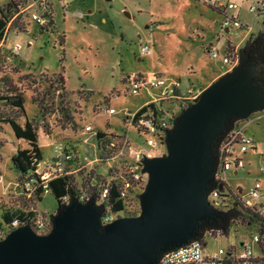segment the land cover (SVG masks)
<instances>
[{
	"label": "rangeland",
	"instance_id": "1",
	"mask_svg": "<svg viewBox=\"0 0 264 264\" xmlns=\"http://www.w3.org/2000/svg\"><path fill=\"white\" fill-rule=\"evenodd\" d=\"M43 1L49 5L52 25L39 27L20 15V30L12 27L5 33V45H18V63H7L4 70L7 85L22 98L23 112L2 103L0 117L11 116L19 124L26 118L33 123L41 152L35 174L51 173L54 158L60 170L74 173L71 175L75 185L87 174L96 181H105L104 174L110 166V162L95 165L93 138L83 132V126L89 125L111 139L116 137L121 151L113 160V168L128 174L131 169L137 180L126 191L124 206L117 218L135 216L137 196L143 189L145 176L139 173L140 166L132 155L142 145L143 137L135 135L129 119L142 102L152 98V93H147L143 84L131 93L132 82L176 78L177 98L158 101L164 111L176 115L192 102L191 97L197 91L223 73L220 72L227 66H221V56L237 59L236 52L243 39L248 33L260 30L259 18L247 11L254 0H229L236 8L226 13L233 15L237 11L233 15L237 25L231 23L226 30L219 26L223 15L210 8L205 0ZM143 45L148 47V52H140ZM209 51H216L217 56H211ZM57 75L62 79L59 83ZM1 80L0 94H6L8 86ZM60 93H63L69 121L58 111ZM108 108L114 112L108 113ZM244 120V134L257 146L264 145V108L249 113ZM123 139H126L124 145ZM15 147H26V144L16 140L8 125L0 122V215L31 212L35 219L47 223L57 204L49 193L41 197L30 193L24 185L25 177L19 179L11 170L8 156ZM63 147L69 151L71 160L74 158V164L54 153ZM242 161V170L224 171L223 183L230 190L238 189L239 195L251 202L245 195L258 182L259 194L264 200V162L249 150L242 155ZM260 168L263 173L259 172ZM2 227L0 220V230ZM252 233L250 227L234 225L228 228L225 237L215 233L211 238L203 234L202 252L211 254L217 248L233 246L237 255L238 243L248 241Z\"/></svg>",
	"mask_w": 264,
	"mask_h": 264
},
{
	"label": "water",
	"instance_id": "2",
	"mask_svg": "<svg viewBox=\"0 0 264 264\" xmlns=\"http://www.w3.org/2000/svg\"><path fill=\"white\" fill-rule=\"evenodd\" d=\"M245 60L238 49L236 63L179 112L163 134V154L139 158L145 180L137 215L102 225L99 206L69 200L51 215L45 234L22 225L1 238L0 264H157L194 241L199 224L219 216L206 200L215 169L211 141L228 118L264 108V62Z\"/></svg>",
	"mask_w": 264,
	"mask_h": 264
},
{
	"label": "trees",
	"instance_id": "3",
	"mask_svg": "<svg viewBox=\"0 0 264 264\" xmlns=\"http://www.w3.org/2000/svg\"><path fill=\"white\" fill-rule=\"evenodd\" d=\"M25 2V0H0V38L4 36V32H6L7 29L14 27L17 30H20L21 21L19 20V16H13V14L19 7L23 6ZM259 2L260 4H258L256 8V17H258L260 21V30L255 34L248 33L241 44V48L246 54V59H248V61L253 60V65H258L260 62H264V0H260ZM48 23H51L50 17L48 19ZM1 51L0 79H2L1 81L5 83L6 87L8 86V79L4 68L7 63L17 64L18 59L17 55H11L10 59L5 60V51ZM227 54H229V52H227ZM236 55V60H238V52H236ZM230 60L232 61L233 58L231 57ZM56 81L58 83L62 81L59 75L56 76ZM8 87L6 88V94H0V104H6L11 108L23 112L22 98L20 94L14 93V89L12 87ZM62 98L63 93H60L58 97V111L64 119L69 121L70 117ZM158 101L160 100L147 101L134 110L131 116V125L135 124V121L140 117L147 116L151 121L161 118L164 115V110L161 108L160 104H158ZM182 109L183 108H181L177 114L172 117V125L174 118ZM245 118H228L225 122L223 130L211 141L210 148L213 153L215 163H217L219 148L227 137L228 132L233 126L237 125ZM0 122L8 125L12 136L16 140H22L26 144V147H15L13 152L8 156V161L11 170L19 179H23L25 177L26 181L24 185H27L30 193L38 195L42 192L49 193L57 204L56 209H58L61 205H64L61 201L62 198H64L67 203L69 200L77 202V199L81 197L82 200L91 201L93 204L96 202V206H99L101 209L105 208L108 213L115 216V218H117V215L122 212L125 193L137 183V180H133L130 174L126 173L125 170H119L118 172L114 170L116 168H113V160L110 158L114 148L108 146V142L111 139L110 137H107L108 135H105L98 130H94V133L92 134V140L96 149L95 165L102 166L105 163L110 162V166L106 169L104 174L106 180L104 181L101 179L96 181L94 176L93 178H89V175L87 174L85 178L79 182V184L75 185L73 176L71 175L74 173L63 172L64 170H60L58 172L53 166L51 169L52 172L49 173V177L45 181L40 180L39 174L34 173L36 165L41 161V152L37 145L36 128L30 120L24 118L22 123L19 124L13 119V117L5 116L0 117ZM134 133L138 136L136 132ZM161 142L164 146L163 139H161ZM54 153L62 155L63 160L67 163H75L74 158L71 160L72 157L69 151H66L64 147L61 148L58 153L55 151ZM65 156H67V158H65ZM54 162L55 160L53 158L52 163ZM26 177L30 178L27 179ZM213 188L214 185H212L208 190ZM102 190H105V193L103 194V197H100ZM238 192V189L233 191L222 184L221 191H219L218 194L221 201L220 210L216 211L219 216L218 218L200 223L199 228L196 231L195 240L202 242L203 234H206L211 238H214L215 233L218 234V237H225L228 228L234 225L250 227L253 233L259 236H264V218L257 215L253 209L251 210L242 207L237 196ZM120 193L123 195L121 196ZM37 199H39V197ZM50 217L51 216H49L47 220V230L50 227ZM12 219L24 222L27 221V219L33 220L35 218L31 212H3L0 215V220L3 225ZM255 252V255H261V252ZM260 261V264H264V257H260Z\"/></svg>",
	"mask_w": 264,
	"mask_h": 264
},
{
	"label": "built area",
	"instance_id": "4",
	"mask_svg": "<svg viewBox=\"0 0 264 264\" xmlns=\"http://www.w3.org/2000/svg\"><path fill=\"white\" fill-rule=\"evenodd\" d=\"M260 0H254V4H250L247 7L248 12L255 13L257 5L260 4ZM206 4L212 8L220 12L223 15V19L221 20L219 26L220 28H228L229 25L236 24L237 20L231 14H227V10H232L236 8L235 3L229 0H205ZM47 3L43 0H29V2H25V4L19 7L13 14V16L23 15L27 17L31 22L36 25H41L45 21H47ZM39 11L41 13L39 14ZM4 32V36H5ZM4 36L0 38V52L1 50L5 51L4 58L8 60L11 58V55H17L18 45H5L4 44ZM140 52L145 53L148 52V47L143 45L140 47ZM211 56H217L216 51H209ZM221 66H227L220 73H224L230 67H232L236 63V57L231 61L228 55L221 56ZM139 84H143L147 93H152V98L149 101L162 100L166 97L177 98V95L174 91L179 87L178 81L176 79H165V78H156L149 82H144L142 80H134L131 84L130 92L135 93ZM199 92L197 91L195 95L191 98L194 99ZM108 113L114 112L112 108L107 109ZM131 116L129 119V124H131ZM173 115L167 111H164V115L161 118H158L154 121H151L147 116L140 117L135 121V124L132 127L135 128V132L137 135H142V145L137 148V150L133 153V161H139V158L144 155L146 157L158 156L163 153L164 150H159L160 148L164 149V146L161 142L163 139V134L166 130L172 127V119ZM164 129V130H163ZM83 132L89 133L92 135L94 130H92L89 125H84L82 128ZM110 139L108 142V146L114 148V151L111 155V160H114L116 156L121 151V145L119 140ZM123 143H126V139L122 140ZM56 147V146H55ZM249 150L250 152H255L259 157H261L262 162H264V145L257 146L254 141L246 136L242 131L239 124L232 127V129L228 132L227 137L222 142L217 163H215V169L213 172V185L214 188L208 190L206 194V200L208 205L210 206L212 211L220 210V197L218 196L219 191L215 189L216 186H222L223 183V174L225 170L231 169L233 173L237 170L243 169V161L242 155L245 151ZM67 158V156H65ZM55 165V166H53ZM58 162L52 163V166L56 171H60L58 168ZM130 172V176L133 180H136V175L131 174V169H128ZM260 173H263V169H259ZM49 177V173L41 172L39 173V179L42 181L47 180ZM225 185V184H224ZM26 190H28L27 185L25 186ZM44 193V192H43ZM105 190H102L100 197H103ZM240 191L237 193L239 198V203L242 207L253 209V211L259 215L261 218H264V200L261 199L259 194V184L258 182H254L249 191L246 193V197L251 199V202H246L241 195H239ZM122 196L123 194L120 193ZM62 204H66L64 198L61 199ZM85 200H82L81 197L77 199V202L81 203ZM97 205L96 202H94ZM115 219V216L108 213L105 208L101 209V224H107L110 221ZM26 225L28 226L34 234L42 235L45 234L48 230V221L44 223L38 219H33L24 222H19L17 219H12L6 224L3 225L0 230V239L3 238L9 231L12 229ZM238 247L240 248V252L235 255V249L233 246H228L226 249L217 248L211 254H204L202 249L204 248V243L201 241L194 240L192 242H187L185 245L167 251L164 255H162L157 264H260V257H264V236H259L255 233H252L249 237L248 241H241L238 243ZM252 248L255 249L258 253L261 252V255H255L252 251Z\"/></svg>",
	"mask_w": 264,
	"mask_h": 264
},
{
	"label": "flooded vegetation",
	"instance_id": "5",
	"mask_svg": "<svg viewBox=\"0 0 264 264\" xmlns=\"http://www.w3.org/2000/svg\"><path fill=\"white\" fill-rule=\"evenodd\" d=\"M48 6H49V5L47 4V5H46V9H47V16H46V17H47V21H45L43 24L39 25V27H44V26L46 27L47 25H48V26H49V25H52V22H51V23H48V19H49V17H50V19H51V13H50V10H49V7H48ZM47 23H48V24H47ZM39 27H38V28H39ZM245 64L248 65V64H254V63H253V60L248 61V59H246V60H245Z\"/></svg>",
	"mask_w": 264,
	"mask_h": 264
},
{
	"label": "crops",
	"instance_id": "6",
	"mask_svg": "<svg viewBox=\"0 0 264 264\" xmlns=\"http://www.w3.org/2000/svg\"><path fill=\"white\" fill-rule=\"evenodd\" d=\"M232 15V14H231ZM234 16H236L237 15V11L233 14ZM232 15V16H233ZM227 29V28H226ZM225 29V30H226ZM216 75H218V74H216ZM215 75V76H216ZM210 80H208V82H209ZM150 99H148V100H145L144 102H142V104H144V103H146L147 101H149ZM142 104H140V105H142ZM243 121H245V123H246V120H243ZM243 121H241V122H239L238 124L240 125V127H241V129H242V131L244 132L245 131V127H244V124H243ZM226 186V185H225ZM227 187V186H226ZM228 188V187H227ZM40 197H41V195H40Z\"/></svg>",
	"mask_w": 264,
	"mask_h": 264
}]
</instances>
